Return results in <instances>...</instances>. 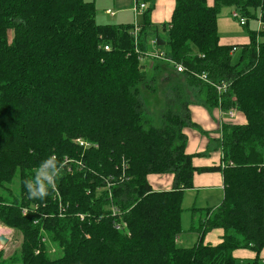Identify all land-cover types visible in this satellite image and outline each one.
<instances>
[{
  "label": "trees",
  "instance_id": "trees-1",
  "mask_svg": "<svg viewBox=\"0 0 264 264\" xmlns=\"http://www.w3.org/2000/svg\"><path fill=\"white\" fill-rule=\"evenodd\" d=\"M222 7L262 28L245 44H220ZM151 11L135 44L133 25L97 24L92 2L0 0V224L21 235L0 264H264V0H175L159 28ZM152 37L187 70L170 74L159 128L144 117L153 83L134 52ZM152 68L165 83L169 74ZM202 72L227 91L218 96L196 78ZM195 103L245 118L220 125L218 166L194 167L204 155L186 153L183 129L199 130ZM215 172L222 202L192 209L198 242L178 247L184 192L195 173ZM165 175L171 188L154 191L148 177ZM214 229L220 242L202 244ZM236 250L254 258L238 260Z\"/></svg>",
  "mask_w": 264,
  "mask_h": 264
},
{
  "label": "crops",
  "instance_id": "crops-1",
  "mask_svg": "<svg viewBox=\"0 0 264 264\" xmlns=\"http://www.w3.org/2000/svg\"><path fill=\"white\" fill-rule=\"evenodd\" d=\"M85 2H92L95 5L104 4L101 12L95 15V21L99 25H113L112 23H100L97 19L104 20L106 18L117 19L119 24L125 25L126 19H130L134 15V21L136 20L134 14V0H84ZM208 5L212 4V0H207ZM175 0H154V8L150 14V23L153 27L159 28L163 25H167L170 21L169 15L171 17L172 11L174 9ZM146 10H143V12ZM111 11L113 15L107 13ZM142 12V13H143ZM142 15V14H141ZM169 19V20H168ZM165 22V23H163ZM218 28V26H217ZM219 35V34H218ZM155 41V38L148 39V44L145 50H150L151 42ZM220 44L222 45H239L248 42L245 39L242 42H229V40H223L219 37ZM156 44V42H155ZM157 47V46H156ZM152 49V48H151ZM157 49L163 50L162 47H157ZM149 64V63H148ZM189 118L192 123H194L199 130L192 128H184L183 133L186 136V153L190 155H204L195 156L192 159V164L194 167H214L220 165L221 154L217 149H215L217 138H219V128L222 123L227 121L235 122L236 124H244L245 118L243 115L236 113L232 120H227L222 117V113L218 109H213L208 111L203 106L198 103L188 106ZM213 141V142H210ZM222 173H195L192 179L193 189L184 192L182 201V210L191 211V223H196L195 218L199 217V214H192V209L205 210L214 209L218 207L223 199V181ZM148 182L154 191H164L168 190L172 186V176H150L148 177ZM189 198L193 201V204H189ZM188 203V208H185V204ZM190 205V206H189ZM184 207V209H183ZM199 213V212H198ZM193 215H195L193 217ZM193 219V220H192ZM189 232L196 234L195 232L189 230ZM223 231L220 229H214L208 234H206L202 244L216 245L220 242ZM179 239V238H178ZM176 241V244L180 239ZM181 242V241H180ZM178 245V244H177ZM183 248V247H182ZM233 257L238 260H250L254 258L253 252L249 250H236L232 253ZM260 258L264 260V249L260 253Z\"/></svg>",
  "mask_w": 264,
  "mask_h": 264
},
{
  "label": "rangeland",
  "instance_id": "rangeland-1",
  "mask_svg": "<svg viewBox=\"0 0 264 264\" xmlns=\"http://www.w3.org/2000/svg\"><path fill=\"white\" fill-rule=\"evenodd\" d=\"M144 3V5L147 8H154V0H137V4ZM94 4V3H93ZM104 4L101 5H95V12L96 15L101 12V9L103 8ZM136 7V3L134 0V7ZM236 12L235 8L233 7H222L217 15V26H218V34L219 37L223 40H229V42H242L245 39L247 40L248 37V31H257L259 29V22L256 19L253 18H244L247 21L246 26H241L238 22V19H234L232 15ZM141 17L142 15L137 14L136 24L139 25L141 23ZM170 19V15H169ZM168 19V20H169ZM100 23H112L113 25L119 24V20L117 19H110L106 18L104 20L97 19ZM124 23H128L131 25H135L134 21V15L130 19H126L123 21ZM97 23V22H96ZM165 23V22H163ZM98 24V23H97ZM105 25V24H103ZM162 36H165V33H161ZM9 39L12 37V33L9 32ZM237 58V55L234 56V59ZM150 60V63L148 64ZM148 61V62H147ZM145 67V72L148 75V80L153 83L152 91L144 90V100L145 104L147 106V112L148 114H145L144 117L148 121L149 126H153L156 128H159L162 126V120H161V112L164 110V107L166 105V100L164 98V92L167 90H171L169 87L167 88V85L169 86L171 83H173V79H170V74H175L174 67L168 65L164 61H158L153 59H145L141 63ZM159 64L161 65V72H164L165 83H162L160 79V75L156 73L154 70H152L153 65ZM173 107H178V102L174 100ZM225 118V117H223ZM9 189L12 191L13 194H16V190L13 187H9ZM189 204H193V201L189 198ZM188 203L185 204V208H188ZM190 206V205H189ZM183 207V209H184ZM196 223H194V226H197L198 220L195 218ZM191 225V211L184 210L183 214L181 216V229L183 230L179 236L180 241L177 243L178 247L183 248H190L194 246L198 242V236L197 234H193L189 232ZM0 237L8 239V243L6 245H3L0 242V251L3 253L2 259H6L10 257L14 252L17 251L19 248V244L21 242V235L19 233L14 232L11 229H8L0 224ZM4 230V232H3ZM7 231V232H6ZM178 239V240H179ZM8 264V263H5Z\"/></svg>",
  "mask_w": 264,
  "mask_h": 264
},
{
  "label": "built area",
  "instance_id": "built-area-1",
  "mask_svg": "<svg viewBox=\"0 0 264 264\" xmlns=\"http://www.w3.org/2000/svg\"><path fill=\"white\" fill-rule=\"evenodd\" d=\"M135 3H136V7L134 8V14H135V18L137 19V14H140V15L142 14L143 10L145 9V5H144V3L137 4V0H135ZM107 13L110 15H113V13L111 11H107ZM232 17L234 19H238V22L241 26H246L247 21L243 17H241L237 11L232 15ZM261 28H262V26L259 22V29L258 30H260ZM131 34H132L133 39H134L135 44H136V42L139 39L138 38L139 37V26L136 24V20H135V25L133 24V29L131 31ZM150 46L152 49L150 48V50H146V51L138 50L137 48L135 49L134 52L138 55V60L140 63H142L145 59H153V60L166 62L168 65L174 67V71L178 74H181V73H184L187 71L183 65L174 63L169 58V56L166 55L165 51L157 49L154 40L151 42ZM108 49L109 48L107 46L104 47L105 51H107ZM148 63H150V60ZM196 78L198 80H200L201 82H203L207 85H210L215 90V92L217 93L218 96L224 94L229 87V84L225 81H219V82L210 81L209 78L207 77V74L204 72L196 75ZM219 111L222 113L221 118L223 119V117H225V119H227V120H232L237 113L235 108H230L226 112H222L221 110H219ZM80 145L83 146V143H80Z\"/></svg>",
  "mask_w": 264,
  "mask_h": 264
},
{
  "label": "clouds",
  "instance_id": "clouds-1",
  "mask_svg": "<svg viewBox=\"0 0 264 264\" xmlns=\"http://www.w3.org/2000/svg\"><path fill=\"white\" fill-rule=\"evenodd\" d=\"M49 163H50V161H49ZM47 179L49 181H51L52 180V177L51 176H48ZM29 187L31 188V184H29ZM33 194L35 195L36 193H33ZM44 194H46V193L43 191V189H41L40 195H44Z\"/></svg>",
  "mask_w": 264,
  "mask_h": 264
},
{
  "label": "water",
  "instance_id": "water-1",
  "mask_svg": "<svg viewBox=\"0 0 264 264\" xmlns=\"http://www.w3.org/2000/svg\"><path fill=\"white\" fill-rule=\"evenodd\" d=\"M0 242H1L3 245H6V244L8 243V239L0 237Z\"/></svg>",
  "mask_w": 264,
  "mask_h": 264
},
{
  "label": "bare ground",
  "instance_id": "bare-ground-1",
  "mask_svg": "<svg viewBox=\"0 0 264 264\" xmlns=\"http://www.w3.org/2000/svg\"><path fill=\"white\" fill-rule=\"evenodd\" d=\"M1 229V228H0ZM3 232H4V230H3ZM7 232V231H6ZM1 233V232H0Z\"/></svg>",
  "mask_w": 264,
  "mask_h": 264
}]
</instances>
